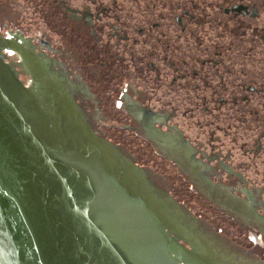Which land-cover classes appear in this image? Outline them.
Returning a JSON list of instances; mask_svg holds the SVG:
<instances>
[{
  "label": "water",
  "instance_id": "obj_1",
  "mask_svg": "<svg viewBox=\"0 0 264 264\" xmlns=\"http://www.w3.org/2000/svg\"><path fill=\"white\" fill-rule=\"evenodd\" d=\"M0 264H264V193L65 38L0 15Z\"/></svg>",
  "mask_w": 264,
  "mask_h": 264
},
{
  "label": "rangeland",
  "instance_id": "obj_2",
  "mask_svg": "<svg viewBox=\"0 0 264 264\" xmlns=\"http://www.w3.org/2000/svg\"><path fill=\"white\" fill-rule=\"evenodd\" d=\"M237 1L255 13L232 10ZM59 2L46 0V13L32 8L31 26L106 62L108 73L147 92L148 104L264 189V0H69L72 9L103 12L95 35L75 32Z\"/></svg>",
  "mask_w": 264,
  "mask_h": 264
},
{
  "label": "flooded vegetation",
  "instance_id": "obj_3",
  "mask_svg": "<svg viewBox=\"0 0 264 264\" xmlns=\"http://www.w3.org/2000/svg\"><path fill=\"white\" fill-rule=\"evenodd\" d=\"M59 3L62 7L60 14L62 15V17H66L68 21H72V27L75 28V32H77V30L80 29L82 31L88 32V34H90V35H95V33L97 31L95 28L96 20H99L100 13H103V12H99L98 10H96V12L91 13L87 7L77 8L75 6V8L72 9L68 5L69 0H60ZM18 5H21L22 8H18L17 7ZM32 8L35 9L36 13L37 12L40 13L41 10H42V12L45 11V13H46V11H47L46 0H43L39 4L38 3L34 4V2H32V0H0V15L1 16H4L6 18L18 21L20 23H23V24H26L29 26H31V24L33 23V17H31V12H30L32 10ZM230 8L232 10L238 11L242 14H254L255 13L254 9L251 11L248 10V7L244 6L243 2H238L236 4H233ZM55 10H57V9L55 8ZM72 45H74L77 49H79L81 51L79 46H76L75 44H72ZM93 61L99 65V62H96L95 60H93ZM105 63L103 64V66H104L103 69L107 68V67H105ZM106 66H108V65H106ZM109 73H110V71H109ZM110 74L112 75V73H110ZM182 76H184V75H182ZM127 87L129 88V85ZM141 91H143V90L139 89L136 92V94L148 103L150 98L146 96V98L144 99V95L142 94ZM133 92H134V90H133ZM161 114H163V113H161ZM163 115L166 117L165 114H163ZM175 125H177V124H175ZM261 191L264 192V189Z\"/></svg>",
  "mask_w": 264,
  "mask_h": 264
},
{
  "label": "trees",
  "instance_id": "obj_4",
  "mask_svg": "<svg viewBox=\"0 0 264 264\" xmlns=\"http://www.w3.org/2000/svg\"><path fill=\"white\" fill-rule=\"evenodd\" d=\"M141 92H142V94L144 95V99L146 98V96L148 97L147 92H145V91H141Z\"/></svg>",
  "mask_w": 264,
  "mask_h": 264
}]
</instances>
